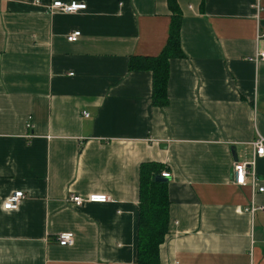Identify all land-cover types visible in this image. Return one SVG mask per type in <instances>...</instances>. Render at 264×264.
<instances>
[{"label": "crops", "instance_id": "0c3cea01", "mask_svg": "<svg viewBox=\"0 0 264 264\" xmlns=\"http://www.w3.org/2000/svg\"><path fill=\"white\" fill-rule=\"evenodd\" d=\"M61 1L86 8L0 0V264H137L144 162L169 172L159 264H264V209H248L264 190L232 175L233 148L249 161L264 137V0H177L184 56L169 61L162 107L151 72L128 61L161 51L166 1ZM255 173L264 189V156ZM15 191L25 198L4 209ZM94 193L112 201L68 200Z\"/></svg>", "mask_w": 264, "mask_h": 264}, {"label": "trees", "instance_id": "16d2710c", "mask_svg": "<svg viewBox=\"0 0 264 264\" xmlns=\"http://www.w3.org/2000/svg\"><path fill=\"white\" fill-rule=\"evenodd\" d=\"M165 1L170 12L166 43L155 56H130L128 61L129 70L151 72V101L158 107L165 106L168 101L169 61L184 56L180 47L181 9L177 0ZM165 169L158 162H144L140 165L136 222L137 264H159V246L164 241L169 221L168 181L161 176Z\"/></svg>", "mask_w": 264, "mask_h": 264}, {"label": "built area", "instance_id": "2783aa9c", "mask_svg": "<svg viewBox=\"0 0 264 264\" xmlns=\"http://www.w3.org/2000/svg\"><path fill=\"white\" fill-rule=\"evenodd\" d=\"M31 3L35 5H40L41 0H30ZM256 9H259V6L255 5ZM45 8L48 12H63V13H74L80 10H84L86 8L85 3L71 1V2H64L61 0H50L49 3L45 5ZM80 36V31H73L66 36L68 41H76L77 38ZM256 39L264 40V26L260 24L257 25V34ZM258 58L264 60V51L257 54ZM84 116L88 114L83 112ZM252 147V157L249 161H237L233 163L232 166V175L233 181L236 185H247L249 184L251 187L252 192H262L264 189L263 187L257 186V177L255 173V163L256 159L259 157L264 156V137L261 135H257V137L251 142ZM162 177H169V172L163 171L161 173ZM25 198V195L22 191H15L10 196H8L5 201L3 202V208L6 210L16 209L19 206L21 200ZM69 202H72L74 205H80L84 202H91V203H105L112 201V198L106 194H90L85 197L80 195H71L68 198ZM249 211L253 212L257 209H264V205L261 207H257L254 205V202L251 201L250 207L248 208ZM74 241V234L72 232H61L56 236V242L61 246H69L72 245Z\"/></svg>", "mask_w": 264, "mask_h": 264}, {"label": "water", "instance_id": "95a60500", "mask_svg": "<svg viewBox=\"0 0 264 264\" xmlns=\"http://www.w3.org/2000/svg\"><path fill=\"white\" fill-rule=\"evenodd\" d=\"M232 154H233V158L236 160V159H237V154H236V151H235L234 148H233V150H232ZM157 179H159V180H164L165 178H157Z\"/></svg>", "mask_w": 264, "mask_h": 264}]
</instances>
